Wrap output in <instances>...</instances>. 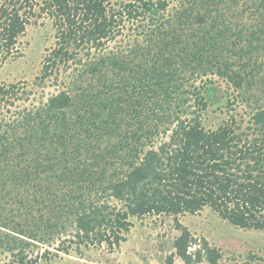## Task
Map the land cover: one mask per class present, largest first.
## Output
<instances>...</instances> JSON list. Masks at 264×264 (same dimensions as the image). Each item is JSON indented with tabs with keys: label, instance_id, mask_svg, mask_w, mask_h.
<instances>
[{
	"label": "trees",
	"instance_id": "obj_1",
	"mask_svg": "<svg viewBox=\"0 0 264 264\" xmlns=\"http://www.w3.org/2000/svg\"><path fill=\"white\" fill-rule=\"evenodd\" d=\"M169 6L0 0V67L46 14L56 41L38 79L59 82L69 71L47 99L0 116V250L14 263L37 262L28 254L35 241L59 240L64 252L72 241L113 248L132 218L151 214L210 207L236 227L264 230V0ZM128 23L135 33L126 34ZM215 76L230 110L238 100L249 106L247 122L228 113L216 128L204 125V88ZM18 89L0 85V105ZM177 226L185 263L204 251L209 264H222L206 241L190 250L197 240Z\"/></svg>",
	"mask_w": 264,
	"mask_h": 264
},
{
	"label": "rangeland",
	"instance_id": "obj_2",
	"mask_svg": "<svg viewBox=\"0 0 264 264\" xmlns=\"http://www.w3.org/2000/svg\"><path fill=\"white\" fill-rule=\"evenodd\" d=\"M119 1L113 0L114 3ZM169 1V7L172 8L179 0ZM128 26L130 31L126 34L135 33L133 26L129 23ZM55 31L53 19L46 14L42 15L37 23L28 27L23 38L22 53L1 65L0 85L15 84L16 90L19 88V97H16L13 103L6 102L5 107L0 105V116L5 113L6 118H9L24 108L36 106L59 90V82L62 77L68 76L69 71H65L64 76L63 72L58 75L59 82L54 75L46 78L45 83L38 79L45 57L55 46ZM63 68L64 66L61 67ZM212 78L215 83L209 81L204 88V95L209 102L208 108L203 112L204 125L214 129L228 117V113L242 116L247 122L249 106L238 100L233 105L236 109L230 110L231 106L228 105L230 92L228 93L225 81L217 76ZM131 220L133 223L130 231L126 233V239L113 248L105 242L90 246L81 244V248L78 249L77 243L72 241L65 244L70 245L69 252H64L59 250L62 246L59 240L51 244L35 241L28 248V254L32 258H37L35 264H168L169 256L173 257L174 264H187L176 254L174 245L175 239L181 233L177 226L178 220L197 240V245L190 250L203 246L206 241L210 247L218 249L222 254L220 258L222 264H264V230L236 227L222 219L210 207H205L195 214L185 213L176 218L167 214H151L134 217ZM202 254V258L193 256L189 264H209L204 251ZM13 260L8 252L0 250V264H16Z\"/></svg>",
	"mask_w": 264,
	"mask_h": 264
}]
</instances>
